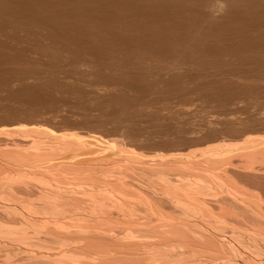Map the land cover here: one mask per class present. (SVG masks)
<instances>
[{
    "label": "bare ground",
    "instance_id": "6f19581e",
    "mask_svg": "<svg viewBox=\"0 0 264 264\" xmlns=\"http://www.w3.org/2000/svg\"><path fill=\"white\" fill-rule=\"evenodd\" d=\"M31 1L35 2L36 6L33 7L32 5L29 6L27 3H30V1L27 2V0H26L27 5L24 3V0H0V37L4 35L6 36V34L9 33L8 36L11 35V37L13 36L14 38V36L17 37L16 34H18L19 32H21L22 34L23 31L27 32L22 28L24 24L33 25L35 28L39 26L41 27L39 29L46 28L45 31L47 30L46 34L48 36L44 35L45 33L43 35L47 36V40L49 39L50 42H54V43H56L58 40H63L64 38L63 36L62 39L59 38L61 34L60 36L59 35L57 36L59 30L62 31L61 27L67 29H73L74 31L73 30L72 31L75 33L72 32L71 34L75 35L77 33L76 36H80L79 35L80 33L82 34V36L83 34L87 35L88 34L87 32H92V31L96 32L101 29L103 30V28L109 29L108 27H111V25L109 24V21L107 19H106L107 22L104 20L105 17H103V19L101 18L102 20H100L99 17L96 18L97 16L95 17L94 15H92L94 17L90 18L89 16L88 17L86 16L87 17L86 18L84 16V13L82 14L80 10L86 8V10L85 9L84 10L85 12H88L90 10L87 11V8L92 10L91 8L92 5L94 6V8H96L98 4L103 3L102 5L100 4V7L105 8L107 10L109 8H112L109 9L108 12H110V10L112 12V10L115 8L114 11L116 13L114 11L112 12L113 15L115 13L114 16L115 18L114 17H112V19L109 18L110 21L123 24L126 22V20L124 22L125 18L123 19V17L120 16L122 15L120 8L121 7L123 8L124 2H127L126 4L129 5L128 7L130 8L132 7V9L136 14L138 15L141 14L143 16H146V18L152 19V22H150V24L144 26L145 30L147 29V31L149 30L156 33V31L159 30L162 31V33L164 32V36L169 35L167 32H171V30H173L172 28L174 27L173 26L171 27L169 21L168 24L166 25L164 24V22L167 23L166 20L168 19L172 20V18L173 19L175 18L176 20L178 19L177 21L181 20L178 23L181 24L183 28L185 26L187 29L189 28V30H191V31L186 30V28H185L186 31L183 30L185 31L184 38L187 39L188 37V39H190V40L187 39L188 40L187 42L184 41V39L182 40L183 41L182 42L180 40L181 37L178 36L180 39L177 40L181 41V45L177 44V49L178 47H180L178 50H175L176 48L170 49L169 45L167 46L165 45L164 49L163 48L161 49L160 48L161 45H160L159 49L161 50L158 51L159 49L157 45L163 43L159 40L160 38L158 37L157 40L160 42L157 43L158 42L157 41L155 42L157 44L154 43L156 45L155 47L158 49L157 50L158 52H155L152 49V52L154 53H151V51L147 49V46L143 47L144 44L142 45L141 48H138L139 50H136L137 46L133 47L132 45H130V42L129 44L127 43L128 40L126 38H125L126 40L123 39L125 40L124 41L125 43L133 47V48L132 47L129 48L128 46L127 48L124 47V50H126L125 53L127 54V57L135 59L134 57L136 56L142 58L144 56L145 58L146 56H148V58L151 60V63L149 62L150 66L152 64L153 65L152 68L154 70L157 69V71L154 72V70L152 69L153 73L148 72V74H145V72L138 73L137 71L136 72L138 74L136 73L129 75L118 74V72L115 73L114 71L116 68L121 69L119 66L122 65L116 64V66L115 65L113 66V62H112L113 68L115 67L113 73L118 74L119 76H116L111 73L108 74L107 76L106 74H104L106 77H104L103 81L100 80L101 82H97L96 80L97 83L95 82V84H92V88L90 89L93 95H95L96 97L103 96V99L104 96L107 97L112 96L113 93H116V91L121 87L124 88L123 90L124 93L126 86H123L121 84V82L123 81L121 80V77L125 78L126 80L134 79L133 82L135 81L137 82V80H140L137 82L138 84L139 83L141 84L144 78L147 77H154L157 80H159L162 77H170L176 80L175 82L177 81L181 82V80H183V82L181 83L183 85L184 79L187 80L188 76L185 73L188 72L190 65L191 68L194 67L192 66V64L196 65V67L204 66L203 62L197 63L196 62L197 60H195L199 51L197 50L198 48L197 46L201 45L199 41H198L199 45H196L197 43H194L195 37L196 38L200 37L206 43L207 38L209 37L208 34L211 33L210 30L214 28V26L223 27L228 23L230 24L232 19H234V17L237 18L239 17L240 14L243 13L245 7H262V8L264 7V0H31ZM119 2L120 3L123 2V4H119ZM96 3L98 4L96 5ZM37 5L40 8L41 7L44 8L45 10L43 9L44 11L41 12L38 8L39 10L38 11L36 8H34L37 7ZM119 6L121 7L118 9ZM97 9L99 10V8H96L95 11H97ZM119 10L121 12L119 13L120 14L119 17L121 18L117 17L116 15ZM95 11H93V13ZM99 11L97 12L99 13ZM105 12L106 10L104 11V13ZM88 13L90 14V12ZM243 16H245V14ZM132 21L134 22V20H131V22ZM139 21L142 22V20ZM178 23L177 26L179 25ZM108 24L110 26H108ZM130 25H132V23ZM130 25H128V27H130ZM237 25L239 26V24ZM34 27L33 28L30 27V28L34 29ZM250 27L252 26L250 25L248 29ZM55 28L58 30V32H55ZM144 28L142 30H144ZM175 29L177 28L175 27ZM50 31L52 33H49ZM133 31L135 32V30ZM188 31L190 33L186 35V32L188 33ZM54 32L56 34H54ZM112 32L114 33L115 31ZM177 32L180 33L179 30H177ZM234 32L236 34V31ZM259 32L261 33L260 30ZM103 33H100L102 34L101 35L102 37H103ZM33 34L35 35L36 33ZM100 34H98L97 37H99ZM161 34L160 36H162ZM256 34L258 35L257 32ZM146 35L148 36V34ZM64 36L66 35L64 34ZM114 36L116 38V35ZM150 38H156V36ZM14 39L12 40V42L14 41ZM66 39L63 40L65 43L69 41V40L67 41ZM77 40H82V39H77ZM144 42L147 44L146 41ZM170 43L171 42H168V44ZM151 44L152 43H150V45ZM82 45L84 47L86 45L87 46L85 48L83 47V50H82V46H80L81 50L75 51L70 49L72 50L70 51L71 53L68 51V53H70L71 55L69 59L70 62L69 61L68 62L71 64L69 66H74L73 67V69L75 68L74 70L82 71L83 75L88 72L87 70L90 69L91 71V69H94L92 67H95V70L93 71L95 73L96 69L99 67L98 66L96 68L97 65L95 64V62L91 60L93 58L90 55L94 56V55L104 54L105 56L103 57H106V55L110 56L120 50L118 48L120 46L117 47L118 50L113 46L114 47L113 49L111 48V50L109 49V51L108 50L104 51L106 47L105 46L102 49V51H100L101 48L100 50H98V48L96 49L93 47H88L89 44L86 45L82 44ZM92 46L96 47L95 45ZM102 46H104V44ZM201 46L204 45L202 44ZM199 48L203 49L200 46ZM25 50L27 51V49ZM179 50H180V54L179 52H177ZM83 51L85 52L89 51L90 54L84 53ZM64 52L66 51L64 50ZM119 53L121 57H123L122 52ZM184 54H186L187 57H184L183 56ZM229 55H233V54H229ZM247 55L249 56V54ZM99 57L102 58V56ZM94 58L95 60L94 59L93 60L96 61L97 56ZM128 60L126 64L124 61V65H126V67H127V63L129 64L130 62L131 64L132 61V59L129 62ZM235 60L238 59L235 58ZM137 61L138 60H136V63L134 62L135 64L132 62V64L135 67L140 66V63H138ZM260 61L259 63H261ZM143 62L141 61L142 64ZM219 62L221 61L219 60ZM56 63L57 62H55V64ZM259 63H258L259 66L257 67L261 68L262 65L264 66V62L261 64V66ZM130 64L127 67L128 72H129V67H131ZM133 65L131 68H133ZM112 66L110 67V69L112 68ZM186 66H188V69ZM124 67L125 66H122V69ZM233 67L236 68L235 66ZM104 69L106 68L104 67ZM159 69L161 70V72ZM213 69L215 71L216 68ZM133 70H135V68ZM181 70L182 71L184 70L185 73L182 72ZM185 70H187V72ZM217 70H219V68ZM249 71L247 76L249 77L251 76L253 78L257 77L255 75L253 76L255 72V71L253 72V68L250 71V74ZM3 72L4 71L0 73ZM17 72H19V70ZM31 72L32 71L30 70L29 73ZM201 72H203V70ZM119 73L121 72L119 71ZM255 73L259 74L258 72ZM15 74L17 75L18 73ZM15 74L12 73L13 76H16ZM96 74L98 73H95V77L97 79L98 77L100 78V76L97 77ZM188 74L190 75V73ZM232 74L230 75L236 81L243 82L246 79H248L247 76H242L240 73L239 74L235 73V75ZM262 74L259 76H262V78H264L263 77L264 74L263 75ZM33 75H34L33 73L26 75V71H25V74L24 75L22 74V76L20 77L16 76L15 78H12L13 77L12 76L10 79L8 75L7 77L5 76L3 78L0 77V89L1 90L4 89L2 91H5L6 90L5 88L7 87L13 90V88L15 87L17 88L18 86L24 89V87H28L27 86L29 84V83L27 84L28 80L36 79L35 75L34 76ZM215 75L218 76L219 74L217 75L215 73ZM80 76L83 78L82 75ZM197 77H199V75L198 76L196 75V79ZM253 78H251V80H253ZM215 79L217 80V78ZM257 79L258 78H256L255 81H257ZM149 80L151 79H148V81ZM199 80L201 79L198 78V81ZM202 80L205 79L203 78ZM248 80L250 81V79ZM148 81L146 83H148ZM198 81H196L195 83H198ZM187 82L190 83V81ZM146 83L142 82L140 86H142L143 91L148 92L152 90V86L149 85H151L153 82L152 83L150 82L151 84L148 83L149 85L148 84L146 85ZM118 84L122 86H119ZM158 84L160 83L158 82ZM117 85L119 86V88L116 87ZM171 86L173 88L178 87V85L176 86L174 85L175 87L173 85ZM163 87L168 88L167 85ZM115 88L117 90H115ZM215 89L213 90L216 91ZM9 90L6 91V93H10ZM218 90L220 91V89ZM118 91L120 92V89ZM126 92L124 94H126ZM152 93L150 92V95ZM117 94L118 93H116V95ZM100 99L101 98H99V100ZM107 99L108 98H106L105 100ZM128 99H130V97ZM225 99L223 100L221 99L222 100L221 104L222 106L227 105L225 107L227 108V110H225V108H223L222 110L228 112V110L230 109V108L228 109L229 107L228 104H229L231 105L230 106L231 109L229 110L228 113H232V115L233 114L235 115L236 112H233L231 110L236 111L242 105L243 100L241 101L239 100L240 98L235 99V97L233 98L230 97L226 99V101L224 102ZM119 100L120 99H118V101ZM109 101H111V99ZM238 101L242 102L241 105ZM114 102L117 103L116 101ZM119 102L122 103L123 100ZM259 104H257V106ZM107 105L109 104L107 103ZM235 105L236 106L240 105V106L235 109ZM233 106L234 108H232ZM116 107H118L119 109V106H114V112L117 110L115 109ZM241 107L239 108V110H237L238 112L240 111ZM121 108L119 110H121ZM252 110H254V108ZM260 110L257 111L260 112ZM166 111L169 112L170 110H166ZM262 111L264 113V109L261 110V112ZM119 113H117L116 115H118ZM218 113L225 114L223 111L222 113L221 111H219ZM218 113L217 115H215L217 116L215 117L216 119L214 118L216 122L218 120L217 119ZM228 113L227 115H229ZM252 113H254L255 115V112ZM223 114L219 115L220 117H222L221 118L222 120L220 121H223ZM238 114L236 113V116ZM260 115H262V113H260ZM109 116H113V115L109 114ZM119 116L121 115L119 114ZM231 116H227V118L229 117L228 119L230 120ZM173 117L175 116L173 115ZM233 117L237 119L235 116ZM233 117L231 118L233 119ZM126 118L128 119L127 116ZM130 118L133 119L132 117ZM227 118L225 119V121H227ZM253 118H255V116ZM256 119L259 120V118L257 117ZM240 120L241 122H245L244 121L245 119L244 120L239 119L238 122L236 121L237 126L238 124H240L239 122ZM257 120H254L257 126L263 125V124L258 125L257 122L259 121ZM106 121H108V119ZM230 121L228 122L230 123L228 125H231ZM126 122L129 123V121H125V123ZM232 122L235 123L234 121ZM101 123L103 124L102 127L105 126L106 124V123L104 124V122L102 121ZM205 123H210V122L205 121ZM205 123L204 126L207 125L206 126L207 128L205 127L206 130H204L205 128L201 126L204 128L201 131L199 130L201 134L202 132L208 133L209 127L208 124ZM247 123L248 122H245L244 124H240V126L244 125L245 127H247V133H248L249 131L248 124H250V122L248 124ZM246 124L248 126H246ZM99 125L101 126V124ZM252 125H250V127ZM235 126L236 124L234 125L235 135H233L234 133L233 134L231 133L233 136H235L232 137V141L229 140L227 141L226 140L227 138L224 137L223 135L224 133H223L222 134L223 137L221 136L222 139L218 138L220 140V143H218L217 141L215 145L212 144L213 146L210 145V147H206L197 152L188 153L187 155H183V156L172 155L166 157L160 155L150 158H146L130 150L129 144L130 145L132 144L127 142V140L130 142H134L136 143L135 145H137V142L141 143V140L144 142L143 140L144 138L138 140L134 136L135 134L133 136L129 135L128 133H126L125 130L123 131V129H121L123 128V126L122 127L120 126L118 129V131L120 130L121 132L123 131L122 132L123 135L120 136L118 140H110L106 138V141L102 137L99 138L98 136H94L96 134L90 136L88 135L82 136V135H78L77 133H74L76 131H74L73 133L70 132L66 134L62 132L56 133L44 127L40 128V127L32 126L26 128L25 130L24 129L21 130L22 132H16L17 130L16 128L14 127L11 128V130L9 131H11V133L13 134L14 133L31 134L32 140L30 142L23 141L25 142V144H21V142L20 143L12 142L10 145L3 143L0 144V264H264V191H263L264 190V183H263L264 136L262 135L250 136L249 134H247V137L246 136L244 137L245 129L244 128L237 129L236 128L237 126L236 127ZM98 127L99 126H97V128ZM212 127L213 125L210 126L211 131L212 129L214 131L215 127L214 128ZM231 128L233 129L232 126ZM258 129L259 128L257 127V132L259 131ZM219 130L216 129L217 131V132L215 131L216 134L213 133V131L212 133L217 135V133H219L218 132ZM193 133H195L194 130ZM207 133L205 135L208 138V136L211 135L212 133L209 131L210 134L208 136ZM196 134L199 135V132L195 133V135ZM259 134H262V132L260 133L259 131ZM197 135L195 137H197ZM213 136L209 137L210 139L206 138L204 142L213 139L214 141L218 140L216 139L215 136L214 137ZM190 137L192 136H189V138ZM186 138H184L185 141L183 143H187ZM190 141L187 144L189 145L190 143L192 144V142ZM200 141L203 140L201 139L196 142L200 143ZM126 142L127 144H125ZM201 144L203 145V142H201ZM192 145L193 147L195 146L194 144ZM192 145L190 147H192ZM182 146L181 148H183ZM187 146L188 145H186V148L188 149L189 146L188 147ZM262 183H263V187L261 186Z\"/></svg>",
    "mask_w": 264,
    "mask_h": 264
},
{
    "label": "rangeland",
    "instance_id": "374dc122",
    "mask_svg": "<svg viewBox=\"0 0 264 264\" xmlns=\"http://www.w3.org/2000/svg\"><path fill=\"white\" fill-rule=\"evenodd\" d=\"M30 3H27L29 2ZM24 0V3L28 4L29 6L32 5L33 6H36L35 2L31 1V0ZM32 3V4H31ZM118 3V2H116ZM127 2H124V4H126ZM26 4V5H27ZM95 4V3H94ZM98 3H96L97 5ZM101 4V3H100ZM100 4H98V6L96 8H99V11L97 9V11H99V13L97 11H95L96 8H94V6L92 5V10L95 11L93 13V11L91 9H88L87 8V11L90 12V14L88 12H85L86 8H83V10H80L81 13L83 14L84 13V16L86 17H96L100 20L104 18V20L106 21V19L109 21V24L111 25V27H108L110 26L108 24V28L109 29H106V28H103V30H98V31H92V32H87L86 34L87 35H84L82 36V34L80 33L79 35L80 36H76V34H71L74 30L73 29H67V28H62V31L58 30L55 28V32H58L57 33V36L61 34V36L59 37L60 39H62L63 37L68 41H71V42H64L63 40H65L63 38V40H58L56 43L54 42H50V40L48 39L47 40V30L45 31L46 28H42V29H39L41 27H37L35 28L33 25H23V29L26 30L27 32H24L23 31V34L21 32H19L18 34H16V36L18 37H15L13 38V36L11 37V35L8 36V34H6V36H2L0 37V72L4 71L3 73H0V77H9V79L13 76V74L15 73H18L20 76H22V74L24 75L25 74V71H26V75H29V74H34L36 79H32V80H28L27 82V86L28 87H24L23 88H19L15 87L13 88V90H11L10 88H5L6 90L5 91H2L4 89H0V144L3 143V144H7V145H10L12 142H16V143H20L21 144H25V142L23 141H26V142H30L32 140V135L31 134H27V133H11V128H16V132H22L21 130H25L26 128H29V127H32V126H36V127H40V128H47V129H50L56 133H77L78 135H82V136H90V135H94V136H98L99 138H103L105 139L106 141V138L107 139H110V140H118V138L120 136L123 135V131L125 130L126 133H128L129 135H134L138 140L140 139H143L144 142L141 140V143L137 142V145H135L136 143L134 142H130L127 140V142L131 143L132 145H130L129 143V148L130 150L134 151L135 153L137 154H140L146 158H150V157H155V156H172V155H187L188 153H192V152H197L201 149H204L206 147H210V145H215L216 142L218 141V143H220V139H222L223 135L225 138H227L226 140L228 141H232V137H235L233 135H235L234 133V125L236 124L237 126V122L239 119H242L244 120L245 122H250V124H246V126H248V133H247V127H245L244 125H241L240 124H244L245 122H241V120L239 121L240 124H238V126L240 127H236L237 129L239 128H244L245 131V135L244 137L246 136L247 137V134H249L250 136H264V113L263 111L261 112V110L264 109V78H262V76H259L261 75L262 73L264 74V66L261 64L264 62V7H245V10H243V13L239 15V17H234V19H232V21H235V22H232L229 24H226L224 26L226 27H220V26H214V28H212L210 30V34H208V38H207V41L205 43L204 40H202L200 37H195L194 39V43H197L196 45H199L198 44V41L199 43H201V45L203 44L204 46H201L199 45L200 47H202L203 49H200L199 46H197V50L198 51V54L196 56V59L197 60L196 62L197 63H204V66H201V67H196V65H193L194 66L193 68H191V65H190V68L187 72V70H185L187 73L184 72V70L182 72H184L185 74H187V80L184 79V83L183 85L181 84L183 82V80H181V82L177 81L175 82L176 80L170 78V77H162L160 78L159 80L155 79L154 77H147V78H144V80L142 81L143 83L147 82L148 79H151L148 81V83H150L151 85H149L148 83H146V85L148 84L149 86H152V90L150 91H143L142 89V86H140L142 84L137 83L138 81L140 80H137V82H133V80H130V79H125V78H122L121 77V80H125L124 82L120 81L121 84L123 86H126L125 87V91L124 93L126 92V94L123 93V90L124 88L121 87L119 88V86H122L120 84H118L116 87L120 89V92L115 88L116 93H118L116 95V93H113L112 96H104V99H103V96H95L93 95V93L90 91V89L92 88V84H95L96 80L97 82H101L103 81L104 77H106L108 74H114L116 76H119L118 74H124V75H129V74H138V73H144L145 74H148V72H152L153 73V65L151 64L150 66V63H151V60L148 58V56H145L142 58V57H134L135 59L133 58H129L127 57V54L125 53L126 50H124V47L127 48V46L130 48V47H135L137 46L136 50H139L138 48H141L142 45L143 47H146L147 46V49L149 51H151V53H154L152 52V49L153 51L155 52H158L160 51L162 48L164 49L165 45H169L168 47L170 49H175V50H178L180 47H178L177 49V44L181 45V41L184 39V41H188L190 39H185L184 38V34H185V31L186 30H189V28L187 29L185 26L184 28L182 27L181 24H179L178 22H180L181 20L177 21L175 18L172 20L171 19H168L166 20L167 23L164 22V24H168V21H169V24L171 25V27L173 26L174 28H172L173 30H171V32H167L169 35H165L164 36V32L162 33V31H156L153 32V31H147V29L145 30L144 26H147L148 24H150V22H152V19H149V18H146V16H143L141 14H136L134 12V10L132 9V7H128L129 5L126 4L124 5L123 2L119 4H123V8L121 6L118 7V9L120 8L121 9V12L120 10L117 12V17H119V13H121L122 15H120L121 17H123L124 19V22L126 20L125 23H116V22H113V21H110L109 18L112 19V17L115 16V8L112 10V12L114 11V15L112 14L111 10L110 12L109 9H112V8H109L108 10L105 9V8H102L100 7ZM103 4V3H102ZM101 4V5H102ZM118 4V5H119ZM91 5V4H89ZM28 6V7H29ZM126 7V8H125ZM38 10L43 12L45 9L38 7H34ZM94 8V9H93ZM101 8V9H100ZM251 8V9H249ZM261 8V9H260ZM44 9V10H43ZM105 9L106 12L104 13L103 10ZM38 10V11H39ZM117 10V8H116ZM124 10V11H123ZM255 10V11H254ZM261 10V11H260ZM131 11V12H130ZM253 11V12H252ZM128 12V13H127ZM250 12V13H249ZM253 14H252V13ZM98 13V15H97ZM102 13V14H101ZM107 13V14H106ZM126 13V14H125ZM133 15H132V14ZM262 13V14H261ZM105 16H104V15ZM110 14V15H109ZM245 14V16H243ZM252 14V16H251ZM259 14V15H258ZM91 15V16H90ZM94 15V16H92ZM108 15V16H106ZM112 15V16H111ZM126 15V16H125ZM132 15V17H131ZM102 16V17H101ZM125 16V17H124ZM86 17V18H87ZM119 17V18H121ZM134 17V18H133ZM144 17V18H143ZM257 17V18H256ZM102 18V19H101ZM115 18V17H114ZM141 18V19H140ZM259 18V19H258ZM262 20H261V19ZM130 19V20H129ZM254 19V20H252ZM103 20V21H104ZM131 20H134V22ZM139 20H142L139 21ZM174 20V21H173ZM261 22H260V21ZM171 21V22H170ZM173 21V22H172ZM177 21V22H176ZM107 22V21H106ZM111 22V23H110ZM113 22V23H112ZM130 22V23H129ZM137 22V23H135ZM148 22V23H147ZM176 24H175V23ZM240 22V23H239ZM242 22V23H241ZM129 23V24H128ZM132 23V25H130ZM135 23V24H134ZM139 23H140V26H139ZM143 23V24H142ZM147 23V24H146ZM173 23V24H171ZM177 23L179 24L177 26ZM257 23V24H256ZM261 23V24H260ZM114 27H113V25ZM146 24V25H145ZM239 24V26L237 25ZM255 24V25H254ZM123 25V26H122ZM128 25H130V27H128ZM134 25V26H133ZM175 25V26H174ZM252 26L248 29L249 26ZM118 28L116 29L115 28ZM121 26V27H120ZM181 26V27H180ZM238 26V28H237ZM248 26V27H247ZM255 26V28H254ZM34 27V29H31V28ZM128 27V28H127ZM141 29H140V28ZM175 27L177 29H175ZM247 27V28H246ZM263 27V28H262ZM26 28V29H25ZM30 28V29H29ZM59 28V27H58ZM115 28V29H114ZM132 30H131V29ZM140 30H139V29ZM144 28V30H142ZM186 28V30H185ZM221 28V29H220ZM244 28V29H243ZM36 29V30H35ZM66 29V30H65ZM105 29H106V32H105ZM120 29V30H119ZM126 32H125V30ZM223 29V30H222ZM258 29V30H257ZM71 30V31H69ZM73 30V31H72ZM108 30V31H107ZM128 30V31H127ZM135 30V32L133 31ZM138 30V31H137ZM142 30V31H141ZM177 30L180 31L177 32ZM185 30V31H183ZM215 30H218V31H215ZM222 32H221V31ZM257 30V31H256ZM259 30L261 31V33L259 32ZM30 31V32H28ZM67 31V32H66ZM70 33H69V32ZM101 31V32H99ZM110 31V32H109ZM112 31H115L114 33ZM120 31V32H119ZM133 31V32H131ZM183 31V33H182ZM191 31V30H189ZM188 31V33L186 32V35H188L190 32ZM236 31V34L235 32ZM36 33L35 35L33 33ZM54 32V34H56ZM66 32V33H65ZM105 34H104V33ZM129 32V33H128ZM140 32V33H139ZM147 32V33H145ZM153 32V33H152ZM173 32V33H172ZM247 32V33H246ZM256 32L258 33V35L256 34ZM45 33V34H44ZM49 33H52L51 31ZM75 33V32H73ZM92 33V34H90ZM100 33H103V37L101 36L102 34ZM107 33V34H106ZM112 33V34H111ZM119 33V34H118ZM137 33V34H136ZM152 33V34H151ZM162 33V34H161ZM171 33V34H170ZM181 33H182V36H181ZM220 33V34H219ZM222 33V34H221ZM254 33V34H253ZM31 34V35H30ZM47 35V36H44V35ZM64 34L66 36H64ZM95 34V35H94ZM99 35V37H97ZM118 34V35H117ZM121 34V35H120ZM125 34V35H124ZM148 34V36L146 35ZM156 36V38H150V37H155L154 35ZM160 34L162 36H160ZM166 34V32H165ZM219 36V37H217ZM232 34V35H231ZM240 34V35H239ZM248 34V35H247ZM116 35V38L115 36ZM127 35V36H126ZM131 35V36H129ZM231 35V36H230ZM247 35V36H246ZM257 35V36H256ZM27 36V37H25ZM39 36V37H38ZM63 36V37H62ZM72 36V37H71ZM82 36V37H81ZM89 36V37H88ZM91 36V37H90ZM93 36V38H92ZM126 36V37H124ZM134 36V37H133ZM138 36V37H137ZM167 36V37H166ZM176 36V37H175ZM180 36L181 39L178 37ZM230 36V38H229ZM237 36V37H235ZM254 36V37H253ZM30 37V38H28ZM45 37V38H44ZM80 37V38H79ZM85 39H84V38ZM114 37V38H113ZM130 37V38H129ZM144 40H143V38ZM160 38L159 40L161 42H163L162 44H158L157 47L159 49V46L161 49H157L155 46V44L159 43L160 41H158L157 39ZM169 37V38H168ZM170 37H171V40H170ZM217 37V38H216ZM247 37V38H246ZM14 39V41L12 42V40ZM20 38V39H19ZM32 38V39H31ZM74 38V39H73ZM82 39V40H77V39ZM89 38V39H88ZM128 40L127 43L129 44L130 42V45H128L127 43H125L124 41L126 39ZM136 38V39H134ZM149 40H148V39ZM163 38V39H162ZM175 38V39H174ZM216 38V39H215ZM229 38V39H228ZM232 38V39H231ZM253 38V39H252ZM23 39V40H22ZM44 39V40H43ZM93 39V40H92ZM110 39V40H109ZM113 39V40H112ZM125 39V40H123ZM130 39V41H129ZM138 39V41H137ZM152 39V40H151ZM155 39V41H154ZM162 39V40H161ZM177 39H180V40H177ZM199 39V40H197ZM260 39V40H259ZM36 40V41H35ZM77 40V41H76ZM96 42H95V41ZM112 40V41H111ZM202 40V41H201ZM206 40V39H205ZM228 43H227V41ZM230 40V41H229ZM232 40V41H231ZM250 40V41H249ZM256 40V41H255ZM9 41V42H7ZM47 41V42H46ZM84 43H83V42ZM89 41V42H87ZM146 41L147 44L144 42ZM150 41V42H149ZM158 41V42H157ZM197 41V42H195ZM204 41V42H203ZM238 41V42H237ZM248 41V42H247ZM263 41V42H262ZM25 42V43H24ZM30 42V43H29ZM44 42V44H43ZM63 44H62V43ZM81 42V43H80ZM93 42V43H92ZM110 42V43H109ZM123 44H122V43ZM133 42V44H132ZM134 42H135V45H134ZM141 42V43H140ZM157 42V43H155ZM168 42H171L170 44H168ZM183 42V41H182ZM232 42V43H231ZM242 42V43H241ZM245 42V43H244ZM246 42H247V45H246ZM255 42V43H253ZM262 42V43H260ZM5 43V44H4ZM61 43V44H59ZM81 45H80V44ZM89 44L88 47H93V48H98V50H101L105 47L104 51L108 50L109 49L111 50V48L113 49L114 47L117 49L118 47L120 50L117 51L118 53L119 52H122V56L120 55V53L118 54L116 51L115 54H112V55H106V57H103L105 56L104 54L102 55H90L92 56V58L95 60L94 57L97 56L96 58V61H94L93 59H91L93 62H95V64L97 65H94L96 66V71L95 73H98L96 74V76H100V78L98 77V79L95 77V73L93 72L95 70V67H92L94 69H90L87 70L88 72L85 73L83 75L82 71H79V70H74L73 67L74 66H69L71 65L69 62V59L71 57L70 55V51L72 50H81V47L82 46V50H83V45H86V44ZM149 43V44H148ZM150 43H152L150 45ZM155 43V44H154ZM167 43V44H166ZM173 43V44H172ZM176 45H175V44ZM206 45H205V44ZM213 43V44H212ZM236 43V44H234ZM241 43V44H240ZM249 43V45H248ZM7 44V45H6ZM9 44V45H8ZM42 44V45H41ZM47 44V45H46ZM53 44V45H52ZM76 47H75V45ZM101 46H100V45ZM104 44V46H102ZM107 44V45H106ZM116 44V45H115ZM138 44V45H137ZM154 44V45H153ZM228 44V46H227ZM232 44V45H231ZM245 44V45H244ZM3 45V46H2ZM49 45V46H48ZM64 45V46H63ZM67 45V46H66ZM80 49H79V47ZM92 45H95L96 47L92 46ZM112 45V46H111ZM124 45V46H123ZM141 45V46H139ZM195 45V44H194ZM195 45V46H196ZM243 45V46H242ZM7 48H6V47ZM28 46V47H27ZM33 46V47H32ZM46 46V47H45ZM51 46V47H50ZM56 48H55V47ZM70 46V47H69ZM87 46V45H86ZM85 46V47H86ZM114 46V47H113ZM139 46V47H138ZM149 46V47H148ZM154 46L155 47V50H154ZM173 48H172V47ZM263 46V47H262ZM63 47V48H61ZM69 47V48H68ZM74 47V48H73ZM84 47V48H85ZM132 47V48H133ZM244 47V48H242ZM258 47V48H257ZM35 48V50H34ZM52 48V49H51ZM60 48V49H59ZM68 48V49H67ZM76 48V49H75ZM78 48V49H77ZM91 48V49H93ZM230 48V49H229ZM3 49V50H2ZM7 51H6V50ZM27 49V51L25 50ZM31 49V50H30ZM72 49V50H70ZM228 49V50H227ZM242 49V50H241ZM245 49V50H244ZM2 50V51H1ZM33 50V51H32ZM64 50L66 52H64ZM118 50V49H117ZM158 50V51H157ZM201 50V51H200ZM37 51V52H36ZM60 51V52H59ZM68 51L70 53H68ZM211 51V52H210ZM224 51V52H223ZM231 53H230V52ZM240 51V52H239ZM248 51V52H247ZM35 52V53H34ZM40 52V53H39ZM84 53H87V54H90L89 51L85 52L83 51ZM124 52V53H123ZM179 52L180 54V50L177 51ZM210 52V53H209ZM39 53V54H38ZM65 53V54H64ZM82 53V52H81ZM226 53V54H225ZM239 53V54H237ZM29 54V55H28ZM211 54V55H210ZM228 54V55H227ZM229 54H233V55H229ZM246 54V55H245ZM249 54V56L247 55ZM261 54V56H260ZM61 55V56H60ZM116 55V56H115ZM118 55V56H117ZM120 55V56H119ZM202 55V56H201ZM259 55V56H258ZM43 56V57H42ZM55 56V57H54ZM88 56V55H87ZM89 56V57H90ZM99 56H102L99 57ZM125 56V57H124ZM184 57H187L186 54L183 55ZM224 58H223V57ZM226 56V57H225ZM229 58H228V57ZM232 58H231V57ZM238 56V57H237ZM246 58H245V57ZM60 57V58H59ZM127 57V58H126ZM234 57V58H233ZM241 57V58H240ZM262 57V58H260ZM11 58V59H10ZM91 58V57H90ZM99 58V59H98ZM101 58V59H100ZM104 58V59H103ZM112 58V59H110ZM142 58V60H141ZM238 59V60H235ZM259 58V59H258ZM10 59V60H9ZM55 59V60H54ZM57 59V61H56ZM114 59V61H113ZM119 59V60H118ZM122 59V60H121ZM125 59V60H124ZM132 59L131 61V64L130 66L132 67V62L136 63V60H138L137 62L140 63V66L139 67H135L133 65V68L129 67V72H128V66L129 64L127 63V67L126 65H124V61H125V64ZM149 59V61H148ZM223 59V60H221ZM226 61H225V60ZM232 59V60H231ZM244 59V60H243ZM33 60V61H31ZM59 60V61H58ZM101 60V61H100ZM199 60V61H198ZM219 60L221 62H219ZM230 60V61H229ZM256 60H261L259 63V61H256ZM36 61V62H34ZM54 61V62H53ZM69 61V62H68ZM99 61V62H98ZM105 61V62H104ZM141 61L143 62V64L141 63ZM232 61V62H231ZM239 61V62H237ZM241 61H244V62H241ZM257 63H256V62ZM16 62V63H15ZM32 62V63H31ZM34 62V63H33ZM55 62H57L55 64ZM60 62V63H59ZM98 64H97V63ZM112 62H113V66L116 64H119V65H122V66H125V70L124 68L122 69V66H119L121 69L119 68H116L115 67L113 68L112 66ZM116 62V63H115ZM121 62V64H120ZM123 62V63H122ZM149 64H148V63ZM235 64H234V63ZM237 62V63H236ZM20 63V65H19ZM28 63V64H27ZM59 63V64H58ZM68 63V64H67ZM101 63V64H100ZM105 63V64H104ZM111 63V64H110ZM134 63V64H135ZM196 63V64H197ZM209 63V64H208ZM220 63V64H219ZM225 63V64H224ZM258 63L260 64L261 68L260 67H257L259 66ZM24 64V65H22ZM104 66H103V65ZM109 64V65H108ZM242 64V65H240ZM256 64V65H255ZM19 65V66H18ZM22 65V66H21ZM30 65V66H29ZM46 65V67H45ZM61 65V66H60ZM188 65V66H189ZM207 65V66H206ZM255 65V66H254ZM32 66V67H31ZM102 68H101V67ZM107 66V67H106ZM112 66V68L110 69V67ZM118 66V65H117ZM188 66L187 69H188ZM233 66H235L236 68H234ZM252 66V67H251ZM24 67V68H23ZM27 67V68H26ZM29 67V68H28ZM53 67V69H52ZM104 67L107 69H104ZM149 67V68H147ZM185 67V68H186ZM203 67V69H202ZM205 67V68H204ZM208 67V68H207ZM221 67V68H220ZM26 68V69H25ZM48 68V69H47ZM67 68V69H66ZM71 68V69H70ZM132 70H131V69ZM135 68V70H133ZM139 68V69H137ZM147 68V69H145ZM151 68V69H150ZM160 68V67H159ZM213 68H216L215 71ZM219 68V70H217ZM225 68V69H224ZM228 68V69H227ZM243 68V69H242ZM248 68H251V69H248ZM253 68V72H258L259 74H256L254 72L253 76H257L256 78H260L259 80L256 78H253V77H249L247 76L248 74V71L252 70ZM41 69V70H40ZM60 69V70H59ZM101 69V70H100ZM115 69V71H114ZM119 69V70H118ZM153 69V70H152ZM214 72L211 71V70ZM246 69V70H244ZM255 69V70H254ZM259 69V70H258ZM19 70V72H17ZM30 70L32 71L31 73ZM68 70V71H67ZM122 70V71H121ZM127 70V72H126ZM139 70V71H138ZM152 70V71H151ZM160 70V69H159ZM158 70V71H159ZM203 70V72H201ZM210 70V72H209ZM217 70V71H216ZM242 70V71H241ZM244 70V71H243ZM248 70V71H247ZM23 73H22V72ZM29 71V72H28ZM53 71V72H52ZM98 71V72H97ZM103 71V72H102ZM109 71V72H108ZM112 71V72H110ZM113 71L115 73L118 72V74H115L113 73ZM119 71L121 73H119ZM125 71V72H123ZM138 73H137V72ZM143 71V72H142ZM157 69L154 70V72H156ZM164 71V70H163ZM162 71V72H163ZM190 71V72H189ZM233 74L235 75L236 74H241L242 76H247L248 79H250V81L248 79H246L245 81H236L230 74ZM250 71H249V74H250ZM29 74H28V73ZM35 72V73H34ZM77 74H76V73ZM91 72V73H89ZM161 72V70H160ZM165 72V71H164ZM243 72V73H241ZM247 72V73H246ZM5 73V75H4ZM37 73V74H36ZM39 73V74H38ZM41 73V74H40ZM48 73V74H47ZM50 73V74H49ZM94 73V74H93ZM127 73V74H126ZM190 73V75L188 74ZM215 73L218 75L216 76ZM225 73V74H224ZM10 74V75H9ZM17 74V75H18ZM71 74V75H70ZM90 74V75H89ZM99 74H102V75H99ZM106 74V76L104 75ZM223 74V75H222ZM232 74V75H233ZM251 74V75H252ZM262 74V75H263ZM16 75V74H15ZM16 75V76H17ZM17 76V77H20V76ZM33 75V76H34ZM82 75L83 78L80 76ZM94 75V76H93ZM123 75V76H124ZM195 75V76H194ZM196 75L199 77H197L196 79ZM207 77H206V76ZM225 75V76H224ZM229 75V76H228ZM16 76H13L12 78H15ZM61 76V77H60ZM91 76V77H90ZM103 76V77H102ZM115 76V77H116ZM122 76V75H121ZM192 76V77H191ZM221 78H220V77ZM86 77V79H85ZM95 77V78H94ZM201 77V78H200ZM227 77V78H226ZM232 77V78H230ZM264 77V76H263ZM68 78V79H67ZM118 78V77H117ZM194 78V79H193ZM198 78L201 79L198 81ZM205 79V80H202V79ZM211 78V79H210ZM217 78V80L215 79ZM251 78H253V80H251ZM57 79V80H55ZM74 79V80H73ZM83 79V80H82ZM191 79V80H190ZM226 79V80H225ZM54 80V81H53ZM101 80V81H100ZM174 80V81H173ZM186 80V81H185ZM194 80V81H193ZM214 80V81H213ZM233 80V81H232ZM30 81V82H29ZM74 81V82H73ZM84 81V82H83ZM131 81V82H130ZM173 81V82H171ZM187 81H190L187 82ZM196 81H198V83H195ZM209 81V82H208ZM216 81V83H215ZM218 81V82H217ZM231 81V82H230ZM77 82V83H76ZM80 82V83H79ZM96 82V83H97ZM158 82L160 84H158ZM175 82V83H174ZM202 82V83H201ZM248 82V83H247ZM253 82V83H252ZM137 83V84H136ZM195 83V84H193ZM221 83V84H220ZM168 86L167 87H163V86ZM178 85V87L176 88H173L171 85ZM200 84V85H199ZM203 84V85H202ZM213 84V85H212ZM253 84V85H252ZM261 84V85H260ZM196 85V86H195ZM198 85V86H197ZM207 85V86H206ZM221 85V86H220ZM230 85V86H229ZM241 85V86H240ZM256 85V86H255ZM258 85V86H257ZM129 86V87H128ZM170 86V87H169ZM174 86V87H175ZM204 86V87H202ZM215 86V87H214ZM229 86V87H228ZM245 86V87H244ZM128 87V89H127ZM139 87V88H138ZM171 87H172V90H171ZM189 87V88H188ZM191 87V88H190ZM212 87V88H211ZM220 89V91L217 89ZM253 87V88H252ZM28 88V89H27ZM141 88V90H140ZM187 88V89H186ZM195 88V89H194ZM216 88V89H215ZM10 89V90H9ZM155 89V90H154ZM163 89V90H162ZM190 89V90H189ZM193 89V90H192ZM199 89V90H198ZM213 89H215L216 91H214ZM227 89V90H226ZM238 89V90H237ZM256 89V90H255ZM10 93H6V91H8ZM22 90V91H21ZM114 90V92H115ZM140 90V91H138ZM171 90V91H170ZM205 90V91H204ZM212 90V91H211ZM12 91V92H11ZM25 91V92H24ZM143 91V93H142ZM164 91V92H163ZM180 91V92H179ZM183 91V92H182ZM214 91V92H213ZM18 92V93H17ZM91 92V94H90ZM139 92V93H138ZM150 92L152 93L150 95ZM166 92V93H165ZM170 92V93H168ZM174 92V93H173ZM209 92V93H208ZM6 93V94H5ZM14 93V94H13ZM18 96H16L15 95ZM122 93V94H121ZM214 95H213V94ZM244 93V94H243ZM12 96L11 97H9ZM121 94V96H120ZM156 94V95H155ZM172 94V95H171ZM211 94V96H210ZM217 94V95H216ZM221 96H220V95ZM233 94V95H232ZM124 95V96H123ZM130 95V96H129ZM142 95V96H141ZM164 95V96H163ZM207 95V96H206ZM228 97H226V96ZM240 95V96H239ZM115 96V97H114ZM120 96V97H119ZM123 96V97H122ZM137 96V97H136ZM152 96V97H151ZM217 96V97H216ZM230 98V97H235V99H238L240 98L239 100H243V103L238 101L241 105L242 103V107L240 105H235V109L237 107H241L240 112H238L237 110H239V108L234 111V110H231L233 112H236L238 114L236 116V113L235 115L232 113H228L229 110L231 109V105L228 104V112L222 110L223 108H225L226 106H222V100ZM130 97V99H128ZM214 97V98H213ZM99 98H101L99 100ZM106 98H108L107 100H105ZM114 98H118L120 99L119 101H122L125 103H121L118 101V99H114ZM111 99V101H109ZM222 99V100H221ZM226 99L224 100V102L226 101ZM247 99V100H246ZM113 100V101H112ZM148 100V101H147ZM245 100V101H244ZM103 101V103H102ZM114 101H116L117 103H115ZM219 101V102H218ZM8 102V103H7ZM105 102V103H104ZM223 102V103H224ZM253 102V103H252ZM4 103V104H3ZM107 103L109 105H107ZM111 103V104H110ZM121 103V104H119ZM134 103V104H133ZM141 103V105H140ZM144 103V104H143ZM260 103V104H259ZM116 104V105H115ZM119 104V105H118ZM124 104V105H123ZM137 104V105H136ZM243 104H244V107H243ZM248 104V105H246ZM257 104H259L257 106ZM5 105V106H3ZM105 105V106H104ZM123 105V106H121ZM148 105V106H147ZM246 105V107H245ZM256 105V106H254ZM111 106H112V109H111ZM114 106H119V109L121 107V110L118 109V107H116L115 109H117L115 112H114ZM121 106V107H120ZM131 106V107H130ZM145 106V107H144ZM249 106V108H248ZM220 107V108H219ZM263 109H262V108ZM129 108V109H128ZM150 108V110H149ZM154 108V109H153ZM234 108V106L232 107ZM244 108H248L247 110L246 109H243ZM254 108V110H252ZM6 109V110H5ZM261 109V110H260ZM3 110V111H2ZM147 112H146V111ZM165 110V111H163ZM166 110H170L169 112H167ZM172 110V111H171ZM225 110H227V108H225ZM246 110V111H245ZM257 110H260L257 111ZM127 111V112H126ZM131 111V112H130ZM150 111V112H149ZM219 111H222L225 113L223 114V121H220L222 120L219 115H222L220 113H218ZM248 111V112H247ZM113 112V113H112ZM119 113L121 116L116 115L117 113ZM135 116H134V114ZM137 112V113H136ZM146 112V113H145ZM252 112H255V115L254 113H251ZM116 113V114H114ZM128 113V114H127ZM215 113V114H214ZM218 113V120L216 122V118ZM227 113L229 115H227ZM260 113H262V115H260ZM110 115H113V116H109ZM132 114V115H131ZM142 114V115H141ZM163 114V115H162ZM168 114V115H166ZM170 114V116H169ZM232 116H231V115ZM248 114V115H247ZM103 115V117H102ZM173 115L175 117H173ZM208 115V116H207ZM235 116L237 119H235L233 117V119L230 117V120L234 121L235 123H233L232 121H230L227 116ZM243 115V116H241ZM245 115V116H244ZM247 115V117H246ZM12 116V117H11ZM14 116V117H13ZM22 116V117H21ZM24 116V117H23ZM119 116V117H118ZM126 116L128 117V120L126 118ZM132 117L133 119H131L130 117ZM166 116V117H165ZM169 116V117H167ZM239 116V118H238ZM241 116V118H240ZM255 116V118H253ZM100 117V118H99ZM121 117V118H120ZM125 119H124V118ZM140 117V118H139ZM163 117V118H162ZM245 117V118H244ZM259 118V120L256 119ZM7 118V119H6ZM106 118V119H105ZM166 118V119H165ZM175 118V119H174ZM207 118V120H206ZM215 118V119H214ZM220 118V119H219ZM227 118V121H225V119ZM247 118V120H246ZM262 118V119H261ZM4 119V120H3ZM20 119V120H19ZM23 119V120H22ZM101 119V120H100ZM108 119V121H106ZM121 119V120H120ZM125 121H129L125 123ZM235 119V120H234ZM104 120V121H103ZM254 120H257L259 122H257L258 125L260 124H263L261 126H257L255 121ZM102 122H104V124L108 123L107 125L105 124V126L102 127ZM124 121V122H122ZM171 121V122H170ZM206 122H210V123H205ZM212 121V122H211ZM225 121V122H224ZM231 122V125H228L230 123L228 122ZM237 121V122H236ZM115 122V123H114ZM222 122V123H221ZM224 122V123H223ZM253 122V123H252ZM263 122V123H262ZM113 125H112V124ZM122 123V124H121ZM128 123V124H127ZM141 125H140V124ZM204 123L205 124H208V127H209V130H208V133H207V136L210 134L209 131L212 133L211 131V128L210 126L213 125L212 128L215 127V130L213 131V133H215L216 129L219 130L217 133V135L213 134L216 139V141L213 140H207L206 142H204L206 140V133L202 132V134L200 133V131L202 129H204L206 126H204ZM220 123V124H219ZM255 124V125H252V124ZM101 124V126L99 125ZM111 124V125H110ZM118 124V125H117ZM127 124V125H126ZM135 124V125H134ZM212 124V125H211ZM222 124V125H221ZM234 124V125H233ZM126 125V126H125ZM133 125V126H132ZM174 125V126H173ZM176 125V126H175ZM210 125V126H209ZM215 125V126H214ZM250 125H252L250 127ZM97 126H99L97 128ZM122 127L121 129H123V131L121 132L118 131L119 127ZM203 126V127H201ZM231 126L233 127V129L231 128ZM254 126V127H253ZM129 127V128H127ZM176 127V128H175ZM224 127V128H223ZM257 127L259 128L258 130L260 131V133L262 132V134H259V131L257 132ZM263 127V128H262ZM102 128V129H101ZM200 128V129H199ZM207 128V127H206ZM206 128L204 130H206ZM235 128V129H236ZM250 128V129H249ZM82 129V130H81ZM94 129V130H93ZM117 129V131H116ZM236 129V130H237ZM193 130L195 133L199 132V135H197V137H195V133H193ZM200 130V131H199ZM203 130V131H204ZM253 132H251V131ZM115 131V132H114ZM131 131V132H130ZM79 132V133H78ZM93 132V133H92ZM122 134H121V133ZM192 132V133H190ZM217 132V131H216ZM222 132V133H221ZM236 132V131H235ZM81 133V134H80ZM106 133V134H105ZM125 133V132H124ZM221 133V134H220ZM224 133V134H223ZM230 133V134H229ZM233 135H232V134ZM252 133V134H251ZM254 133V134H253ZM85 134V135H84ZM98 134V135H97ZM101 134V135H100ZM119 134V135H118ZM121 134V135H120ZM192 136L189 138V136ZM192 134V135H191ZM211 134V135H212ZM220 134V135H218ZM223 134V135H222ZM100 135V136H99ZM103 135V136H102ZM117 135V137H116ZM144 137H143V136ZM211 135L208 136L209 137H212ZM232 135V136H231ZM237 135V134H236ZM142 136V138H141ZM204 136V138H203ZM213 136V137H214ZM219 136V137H218ZM222 136V137H221ZM105 137V138H104ZM187 137V138H186ZM200 137V138H199ZM202 137V138H201ZM187 139V143L192 142V144H196L197 142L196 141H199V140H203V141H200V143H197L194 147L193 145L190 143L187 144V143H183L185 141V139ZM189 138V140H188ZM199 138V139H197ZM207 138V139H208ZM230 138V139H229ZM102 139V140H103ZM197 139V140H196ZM210 139V138H209ZM18 140V141H16ZM196 140V141H194ZM225 140V139H224ZM104 141V140H103ZM108 141V140H107ZM178 141V142H177ZM180 141V142H179ZM182 141V142H181ZM194 141V142H193ZM210 141V142H209ZM214 141V142H213ZM127 142L125 144H127ZM201 142H203V145L201 144ZM183 143V144H182ZM211 143V144H209ZM141 144V145H140ZM143 144V145H142ZM201 144V145H200ZM207 144V145H206ZM209 144V145H208ZM183 148H181V146ZM186 145L189 146V148L187 149L186 148ZM192 145V147H190ZM212 145V146H213ZM135 146V148H134ZM187 146V147H188ZM170 147V148H169ZM186 148V149H184ZM180 149V150H179ZM182 149V150H181ZM264 183V181H263ZM263 183H262V187H263ZM261 187V188H262ZM264 191V190H263Z\"/></svg>",
    "mask_w": 264,
    "mask_h": 264
}]
</instances>
